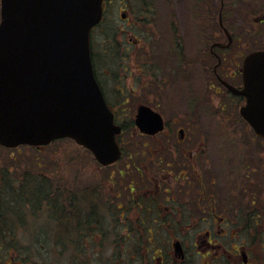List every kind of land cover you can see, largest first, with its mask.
<instances>
[{"label":"flooded vegetation","instance_id":"obj_1","mask_svg":"<svg viewBox=\"0 0 264 264\" xmlns=\"http://www.w3.org/2000/svg\"><path fill=\"white\" fill-rule=\"evenodd\" d=\"M162 1L167 13L162 18L169 21L172 36L170 46L160 52V33L154 26L159 19L158 2L162 6ZM201 2L215 9L211 44L190 61L188 0H142L140 15L133 14L128 1L123 0L120 13L127 27L131 19L133 26H151L150 34L131 36L129 45H122L118 81L112 83L119 106L133 104L136 114L131 127L121 121L122 114L128 111L122 113V107L112 104L100 80L92 38L95 75L115 123L122 130L117 137L120 159L103 166L86 151L99 169L108 173L98 191L103 198L101 205L92 206L91 186L86 193V201H90L83 209L77 207L76 197L71 199L70 207L56 200L46 223L48 226L54 221L55 226L45 234L46 239H25L29 230L28 202L25 190H21L25 186L20 185L15 198L10 191L12 197L6 201L10 218L4 226L0 223L7 231L5 264H264V139L241 115L246 99L238 92L244 89L247 56L242 62L237 60L247 43L241 33L233 34L225 24L230 19L227 7L260 8L264 0ZM258 14H253L252 19L264 23V12ZM163 59L165 62H158ZM133 69V79L128 84L127 77ZM216 99L218 105L213 104ZM206 105L216 106L224 119L240 117L260 148L255 155L261 166L251 164L238 178L236 186L240 190L231 189L226 197H219L216 190V184L219 186L223 179L211 160L220 152L206 148L210 146L205 142L207 128L202 122ZM142 106L162 117V129L154 127L155 133L148 134L136 125ZM131 137L139 140L132 142ZM45 149L39 152L46 153ZM220 151L225 157L230 154L228 150ZM71 192L80 194L77 189Z\"/></svg>","mask_w":264,"mask_h":264},{"label":"water","instance_id":"obj_2","mask_svg":"<svg viewBox=\"0 0 264 264\" xmlns=\"http://www.w3.org/2000/svg\"><path fill=\"white\" fill-rule=\"evenodd\" d=\"M103 0H1L0 146L41 147L71 139L103 166L119 160L115 125L95 77L91 33ZM243 119L264 139V51L246 57ZM162 117L139 108L136 125L162 129Z\"/></svg>","mask_w":264,"mask_h":264},{"label":"rangeland","instance_id":"obj_3","mask_svg":"<svg viewBox=\"0 0 264 264\" xmlns=\"http://www.w3.org/2000/svg\"><path fill=\"white\" fill-rule=\"evenodd\" d=\"M106 1L107 16L105 21L99 28L93 30L92 34L93 45L98 55L97 71L100 74L102 84L106 86L110 94L112 104L119 107L118 109L122 107V110L120 109L122 113L125 109L128 111V113L122 114L121 121L127 127H131L134 124L136 114L135 110H132L133 104L124 106L120 104L119 106L117 101L120 99L115 98L112 83L118 79L117 75L120 72L118 57L122 58L120 55L123 52L122 45H129L127 43L131 36H139L142 33L150 34L151 26L148 25L147 29L142 25L133 26L134 19H131L127 27L120 13L123 0ZM127 1L130 4L131 12L140 15L142 0ZM159 2V19L154 30L160 33H157L160 35L157 46L160 48V52H163L165 51L164 48L170 46L172 34H170V24L167 23L169 21L162 18L167 15L165 4L162 1V6H159ZM226 9L230 14V19L225 23L227 28L229 27L233 34L234 32L241 33L245 39L243 41L247 43L246 49L240 51L242 57L237 62H242L244 56H248L254 51L264 50V23L255 22L252 19L253 14L259 16L258 13L264 12V7L229 6ZM213 10H215L214 7L204 5L201 0H188L186 28L190 61L195 60L196 55L206 50L205 48L211 44L210 39L214 24L212 20ZM130 16L132 15L129 14ZM158 62L165 61L163 59ZM130 65L133 67V59L130 61ZM131 72H134V69L129 72L128 84H131L133 79L130 77ZM110 74L111 76H109ZM214 103L218 105V100H213ZM202 122L203 126L207 128L205 142L210 144L206 148L215 150L216 154L220 152V155H214L215 159L211 158V160L218 166L219 175L223 179L219 186L216 184V190L219 192V197L221 195L226 197L231 189L240 190L236 186L238 178L250 169L251 164L257 167L261 166L259 157L255 155L259 152L260 148L257 147L259 144L257 141H252L255 135L250 130H246V125L240 117H226L224 119L216 106L206 105ZM137 140H139L137 137L131 139L132 142H137ZM220 150L230 151L229 156L225 157ZM261 157L264 158V156ZM228 168L231 172L226 170ZM107 174L106 171L99 169L98 164L86 150L79 148L70 141H62L59 145L51 147L46 153L26 147H21L18 150H7L0 147L1 194L6 195V198H11L10 191L16 194L14 193L15 190L20 191V185H24L25 187L21 190H25L26 195H28L29 201L27 199L26 212L28 213L29 230L25 237L27 240L36 241L48 238L45 234L51 233L55 225L54 221L48 226L46 223H49L50 212L51 209H54L56 200H60L59 204L63 207L64 205L70 207L71 199L76 197L77 207L83 209L90 201H86L88 199L86 193L89 192L88 187L91 186L93 190L92 206H100L103 198L98 191L102 190L101 181ZM230 175L231 177H229ZM5 177L12 178V180ZM75 184H77L76 187H74ZM72 189H77L80 194L75 196L71 192ZM6 192L7 194H5ZM8 218H10L9 215ZM6 255L7 253L3 248L0 252V264H5L4 257Z\"/></svg>","mask_w":264,"mask_h":264},{"label":"trees","instance_id":"obj_4","mask_svg":"<svg viewBox=\"0 0 264 264\" xmlns=\"http://www.w3.org/2000/svg\"><path fill=\"white\" fill-rule=\"evenodd\" d=\"M51 147H48L46 148L45 150H49ZM28 149H31V148H28ZM37 152H39V149H35ZM38 166H40V164H38ZM2 186V185H1ZM264 186V185H263ZM17 192V190H15V193ZM2 191L0 189V223L4 224L7 222L6 219H8V215L10 213V210H9V205L8 203L6 202L8 199L6 198V195L3 196L2 194ZM7 194V192L5 193ZM9 194V192H8ZM16 196H19L17 194H14L13 195V198H15ZM25 197L26 199H28V195H26V192H25ZM29 201V199H28ZM6 230L4 227H0V250L4 248V239L6 238L5 234H6Z\"/></svg>","mask_w":264,"mask_h":264}]
</instances>
